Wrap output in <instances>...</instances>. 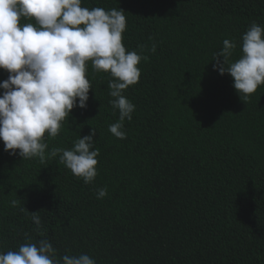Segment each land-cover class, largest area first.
Here are the masks:
<instances>
[{
    "label": "trees",
    "instance_id": "trees-1",
    "mask_svg": "<svg viewBox=\"0 0 264 264\" xmlns=\"http://www.w3.org/2000/svg\"><path fill=\"white\" fill-rule=\"evenodd\" d=\"M82 6L122 9L126 50L148 57L138 83L123 92L135 105L126 138L108 130L119 119L110 76L89 61L87 108L75 107L44 142L46 154L71 149L95 128L97 176L86 184L59 155L22 159L0 141V252L46 239L57 260L87 254L96 264H264V84L244 99L230 74L213 69L225 39L236 44L234 62L251 24L264 27V0ZM28 22L35 23L20 21ZM7 75L0 69V82ZM101 188L107 195L98 199Z\"/></svg>",
    "mask_w": 264,
    "mask_h": 264
},
{
    "label": "clouds",
    "instance_id": "clouds-1",
    "mask_svg": "<svg viewBox=\"0 0 264 264\" xmlns=\"http://www.w3.org/2000/svg\"><path fill=\"white\" fill-rule=\"evenodd\" d=\"M35 23L21 24V19ZM127 23L124 11L115 8L83 7L82 0H0V69L8 73L0 82V141L4 151L22 159L59 155L63 164L84 183L97 176L94 149L97 130L79 137L71 149L53 148L46 154L45 134L55 138L62 122L75 107L87 108L89 91L87 62L94 71L108 73L110 103L118 110L119 119L109 125V132L125 139L124 121L132 119L135 105L123 92L138 83V67L146 55L127 51L123 33ZM141 51L144 46H139ZM236 44L223 41L222 50L214 56L213 69L220 75L230 74L233 87L244 99L264 84V27L253 22L242 36V55L234 62L229 58ZM155 52V45H152ZM222 58V59H221ZM107 195L98 190L97 198ZM17 201L11 202L12 206ZM37 228L41 220L33 212ZM0 264H96L87 254L64 255L55 259L52 244L42 239L21 244L18 250L0 252Z\"/></svg>",
    "mask_w": 264,
    "mask_h": 264
}]
</instances>
